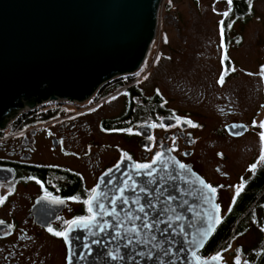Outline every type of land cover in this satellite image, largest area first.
Here are the masks:
<instances>
[{"label": "flooded vegetation", "instance_id": "flooded-vegetation-1", "mask_svg": "<svg viewBox=\"0 0 264 264\" xmlns=\"http://www.w3.org/2000/svg\"><path fill=\"white\" fill-rule=\"evenodd\" d=\"M220 1V8L217 0L207 6L192 0L193 7L188 2L185 19L166 14L164 19L168 18L172 26L170 34L166 32L162 39L160 36L162 43L153 52L149 50L136 72L105 80L83 101L45 100L15 115L10 125L0 130V195L6 197L0 205V220L5 222L0 226V264H66L63 239L46 231L48 225L63 230L68 227L65 221L86 215L82 203L66 198H85V189L97 185L114 165L147 162L156 151L187 164L213 186L223 185L217 189L216 202L220 204L231 185L234 156L251 150L245 139L253 129L252 121L264 115V83L258 75L259 65L264 64V6L259 15L254 7L257 1L252 0L249 15L246 0H233L228 18L233 26L225 29L224 44L235 71L226 72V82L221 86L215 83L222 51L218 32L222 17L218 13L228 6L226 0ZM193 8L202 16L197 10L192 14ZM213 8L219 10L215 12V28L205 25L210 20L206 9ZM254 18L263 21L256 28L250 25ZM150 52L152 58L147 64ZM248 72L257 75H246ZM212 101L221 102L210 107ZM209 107L221 117L217 129L243 124L247 131L232 137L224 130V140H200L197 132L203 124L198 118ZM173 114L191 119L200 127L181 125L167 132L148 127L153 122L175 123L169 119ZM127 128L132 133L114 130ZM149 135L154 136L153 143L148 141ZM146 146L152 150L146 151ZM172 147L176 151L169 152ZM185 152L188 155H183ZM124 153L131 161L122 160ZM51 197H60L64 203H54ZM261 219L260 227H264V213ZM7 224L13 228L6 229ZM246 229L244 225L239 235ZM4 230L9 234L4 235ZM262 250L264 232L250 252L241 253L242 261L264 264Z\"/></svg>", "mask_w": 264, "mask_h": 264}, {"label": "water", "instance_id": "water-1", "mask_svg": "<svg viewBox=\"0 0 264 264\" xmlns=\"http://www.w3.org/2000/svg\"><path fill=\"white\" fill-rule=\"evenodd\" d=\"M161 2L0 0V130L20 110H31L45 100L83 101L105 80L136 72L154 39ZM232 125L240 124L226 126L227 135L239 137L245 133ZM232 132H241V135H232ZM130 164L122 161L120 170L113 168L110 176L119 178L131 170ZM110 176L99 179V191L110 190L106 185ZM196 176L192 177L193 181ZM118 182L119 179L115 181ZM175 184L182 191L191 190V196L185 199L193 212L186 208L183 211L186 221L193 222L195 229L194 213L208 208L197 194L198 181L192 189L179 178ZM169 190L177 195L171 186ZM85 234L83 230L69 233L71 243L66 245L67 256L69 248L77 253L72 257L73 264H119L105 256L104 245H92L91 253L81 260L79 253L85 250L80 245ZM204 246L197 249L198 254ZM177 255V264H192L187 251ZM137 259L140 264H156Z\"/></svg>", "mask_w": 264, "mask_h": 264}, {"label": "snow or ice", "instance_id": "snow-or-ice-1", "mask_svg": "<svg viewBox=\"0 0 264 264\" xmlns=\"http://www.w3.org/2000/svg\"><path fill=\"white\" fill-rule=\"evenodd\" d=\"M169 4H171V0H169ZM226 4L227 9L218 13L222 17L218 21L219 47L222 51L219 58L221 70L215 83L221 86L226 82V72L235 71L231 60L226 54L224 44L225 29H231L233 26V23L228 20L233 9V0H226ZM246 4L250 15L253 7L252 0H246ZM213 11L215 12L216 9L213 8ZM158 59L159 57H157ZM246 75L253 76L257 73L248 72ZM258 75L260 81L264 83V64L259 65ZM157 95H159L158 91ZM261 107H264V105H261ZM169 119L174 120L175 123L153 122L148 127L161 128L166 132L169 128H180L181 125L191 128L200 127L191 119L174 114ZM257 126L260 129L258 132L259 155L257 160L248 165L246 169L252 174L250 180L257 177L259 170H264V120L259 121L258 125L257 121L253 120L252 127ZM231 127H239L247 131V126L243 124L232 125ZM114 130L127 131L128 133L133 131L131 128ZM136 134L140 135L139 132ZM232 135L238 136L241 135V132H232ZM147 139L150 143L155 141L152 135H149ZM188 142H192L190 134H188ZM172 143L175 145V137L172 138ZM145 150L151 151L152 149L146 146ZM168 151L174 152L176 148L172 147ZM183 155H188V153L185 152ZM217 156H222V154L217 153ZM123 159L131 161L132 158L124 153ZM258 163L261 164V169H258ZM157 165H159V168ZM113 167L117 171L120 170L119 164ZM129 168L131 170L125 171L119 178L110 176L113 172L112 168L103 174L104 176H110L106 180V185L110 186L109 191H99L100 186L98 184L91 189H85V198L83 199L80 196L67 197L66 199L82 203L86 215H79L65 221L64 223L68 227L63 230H54L51 225H48L46 231L53 237L62 238L65 245H70L69 233L75 230H83L86 234L83 236L80 247L85 251L79 253L81 260L85 258V255L91 253L92 245H104L106 248L105 256L113 262H119V264H125L126 261L131 262V264H140V260L137 258L155 261L156 264H177L179 259L177 253L185 251L191 256L192 264H227L222 253L231 248V243L228 244L227 248H221L220 251L208 258L201 257L197 252V249L204 246L217 226L222 223L221 205L216 200L217 189L222 188L223 185L213 186L196 176L187 164L176 160L172 156L165 158V153L162 151H156L150 161L135 162L130 164ZM193 176H196L195 181L192 180ZM137 177L141 179L138 180ZM178 178L183 184L188 185L189 189L194 188L198 181L197 194L201 203L208 206L207 210L194 213L192 221L196 223L195 229H193V222L186 221L183 211L186 208L188 212H193L188 199H185V196H191V190L182 191L181 187L175 184ZM28 179L35 178L29 177ZM117 179H119V182L115 183ZM36 183L40 184V181L36 180ZM169 186L173 188L177 195H173V192L169 190ZM229 187L233 190L231 203L235 204L238 197L246 189L245 179L241 177L236 185H230ZM45 194L51 196L50 193ZM5 199V196L0 195V205L4 203ZM51 199L57 204L64 203V200L60 197H51ZM228 211H232L231 206H229ZM105 217L110 219H105ZM57 219H60V217H57ZM4 225L5 222L0 220V226ZM12 228V224L6 225V229ZM260 231L264 232V227H261ZM8 234V231L4 230V235ZM105 236L107 239H105ZM174 248L176 249L175 252ZM234 252L232 264H249L248 260L242 261L240 248H236ZM69 253L66 256V264H73L72 257L77 253H73L70 248Z\"/></svg>", "mask_w": 264, "mask_h": 264}, {"label": "rangeland", "instance_id": "rangeland-1", "mask_svg": "<svg viewBox=\"0 0 264 264\" xmlns=\"http://www.w3.org/2000/svg\"><path fill=\"white\" fill-rule=\"evenodd\" d=\"M202 6L209 5L211 0H199ZM255 3V13H258L261 15L262 7L264 6V0H256ZM189 5L193 7L192 0H171V4H169V0H162L160 8H159V14H158V23H157V30H156V40L151 48V52H153L154 48L158 46L162 41L159 43L160 36L161 39L163 38L164 34L167 32L170 34V29L172 28L171 24L169 23L168 18L164 19V16L166 14H177L179 18L185 19L187 17L188 10L190 9L188 7ZM217 3V4H216ZM215 4L221 7L222 3L220 0H217ZM195 10H197L199 16H202L201 12L198 9L191 10L192 14H196ZM219 12V10L215 11ZM212 10L208 11L206 9V16L208 21H206L207 27L210 24L212 28H215L217 26V15ZM262 17V16H261ZM254 20L251 22V27L256 28L258 27L263 21L260 19V21ZM164 44V43H163ZM150 52L147 64L149 60L152 58V53ZM221 101H212L210 107L220 105ZM207 108L205 110V113H203V116H201L199 121L201 124H203V127L197 132V136L200 140H211L212 138H217L219 140H224L225 132L224 130L217 129L218 121L221 119V117H218L213 111H211V108ZM248 120V118H246ZM264 120V115L259 116L255 119L257 121V125L259 124V121ZM219 130V131H218ZM260 129L257 127L253 128L248 136L246 137L245 141L250 144L251 150L249 152H246V154H241L240 152L238 154H235L234 159L231 164L230 168V174H231V185H236L240 178L243 177L245 181L251 176V173H249L246 169L248 165L255 162L257 160V157L259 155V139H258V132ZM261 164L258 163V167H260ZM233 193V190L228 187V191L225 192V195H223L222 200L220 202L221 210H222V217L228 212L229 206H231V195ZM263 206H256L252 209L251 212V218L245 223V227L247 228L246 231L240 235H234L232 236L229 241L226 244V248L228 247V244L231 243V248L227 252H223L224 260L227 261V264H232L233 257L235 255L234 250L236 248L241 249V253L250 252L259 242V239L262 236V232L260 231V224L259 221H261V216L263 215ZM255 221V222H253ZM235 237V238H234ZM221 250V249H220ZM219 250V251H220Z\"/></svg>", "mask_w": 264, "mask_h": 264}, {"label": "trees", "instance_id": "trees-1", "mask_svg": "<svg viewBox=\"0 0 264 264\" xmlns=\"http://www.w3.org/2000/svg\"><path fill=\"white\" fill-rule=\"evenodd\" d=\"M249 178L245 181V191L238 197L235 204L231 203L232 211H228L222 217V223L217 226L211 238L199 252L201 257L213 253L216 249L226 248L229 239L242 231V227L250 220L252 209L264 204V170H259L255 179Z\"/></svg>", "mask_w": 264, "mask_h": 264}, {"label": "built area", "instance_id": "built-area-1", "mask_svg": "<svg viewBox=\"0 0 264 264\" xmlns=\"http://www.w3.org/2000/svg\"><path fill=\"white\" fill-rule=\"evenodd\" d=\"M157 30V29H156ZM156 38V33H155V36H154V39H153V41H152V43H151V46H150V49L152 48V46H153V44L155 43V39ZM147 57V56H146ZM27 109H23V110H20L19 112H17V114H19V113H21V112H25ZM16 114V115H17ZM13 118H14V116L12 117V118H10L8 121H7V123H6V126H8V125H10V123L13 121Z\"/></svg>", "mask_w": 264, "mask_h": 264}]
</instances>
